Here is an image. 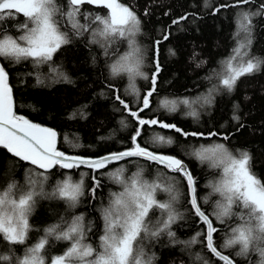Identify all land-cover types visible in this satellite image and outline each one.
Here are the masks:
<instances>
[{"label": "trees", "instance_id": "trees-1", "mask_svg": "<svg viewBox=\"0 0 264 264\" xmlns=\"http://www.w3.org/2000/svg\"><path fill=\"white\" fill-rule=\"evenodd\" d=\"M55 2L62 11L68 10L67 0ZM117 3L129 7L140 20L134 43L141 50L140 70L149 77L153 74L155 42L162 41L158 45V58L163 70L157 77V91L150 100V108L139 112L150 80L131 77L127 71L115 76L111 73V65L121 62L131 52L129 38L93 35L98 25L92 17H106L110 12L102 6L84 4L80 8L82 15L76 17L84 31L73 30L71 21L65 16L58 17L62 31L68 32L71 42L61 46L53 61L16 62L0 57V63L9 71L15 114L56 131L57 150L87 159L134 148L131 137L139 127L141 136L137 142L142 147L181 158L193 174L198 205L217 230L213 233L217 250L234 264H264L260 255L264 248L257 241L247 251L242 245L228 243L238 235L233 229L248 226L245 223L248 209L242 202L233 204L228 216L217 218L218 205L225 202L215 190L223 179V166L191 154L201 146L212 147L217 143H224L236 158L246 152L249 171L264 185V13L251 16L250 31L240 27V13L259 11L264 0L219 11L215 10L225 3L233 4V0H117ZM183 16L187 19L181 20ZM25 20L23 15L5 20L3 29L18 36V25ZM164 35H168V40H163ZM242 44L243 60L253 58L262 63L257 71L239 77L233 89H225L220 79L228 74L227 62L238 66L241 58L236 56L235 49ZM205 97H210L211 103H204ZM121 100L128 104V109ZM184 100L191 107L183 104ZM164 101L177 102L175 111L165 108ZM131 111H137L138 116L133 117ZM191 111L197 115H189ZM139 118L157 119L175 124L183 131L204 135L184 137L159 124L139 126ZM158 135L170 138L173 143H157ZM224 136L229 140H224ZM134 177L138 187L142 183L151 187L157 202L149 209L150 221L149 217L145 218L149 221V233L142 231L143 240L139 244L143 264H224L206 247L205 224L193 214L181 175L137 159L111 164L99 171L64 170L59 166L42 171L16 158L3 146H0V195L10 186L9 199H19L18 193L26 191L36 195L30 201L27 219L31 236L19 243L5 239V234L0 232V257L8 258H0V264H23L31 254L29 250L42 239L46 241L39 249L46 255L42 264H49L58 256H63L66 264H93L104 252L101 237L106 234L105 213H111L113 220L119 218L114 200L131 186ZM96 178L101 187L93 196L89 188L94 186ZM65 182L82 183L85 195L75 205H69L68 198L59 195V188ZM161 203L169 204L176 218L168 229L152 237L150 231L155 230L154 226L159 224L163 229L162 221L167 220V210L158 207ZM77 217L81 219L77 221ZM74 221L78 225V232L71 234L74 238L57 239ZM51 228L55 231L49 234ZM168 231L174 235L168 236ZM76 239L80 240V252L84 251H81L83 247L93 249L90 256H67ZM135 247L134 242V251Z\"/></svg>", "mask_w": 264, "mask_h": 264}, {"label": "snow or ice", "instance_id": "snow-or-ice-1", "mask_svg": "<svg viewBox=\"0 0 264 264\" xmlns=\"http://www.w3.org/2000/svg\"><path fill=\"white\" fill-rule=\"evenodd\" d=\"M255 0H233V4L225 3L220 5L215 11L229 8L232 6L241 7L245 4L254 3ZM68 10L62 11L57 6L55 0H0V57L20 62L21 60H33L36 63L53 61V55L61 49L62 45H67L71 42L68 32L62 31L58 17L65 16L68 21H71V27L77 32H82L85 29L76 21V17L82 15L80 12L81 6L84 4L102 6L110 10V15L101 17L96 15L92 19L98 25L97 30L93 31V35L104 36L109 39L116 37H128V43L132 45L133 52L130 54L132 59L129 63V56L122 57L123 62H117L111 65V73L113 76L122 71H127L131 77L141 76L145 80H150V87L141 98L142 107L139 112L150 108V100L157 91V77L162 72L161 62L159 60L158 45L162 41H156L154 48L153 59V74L149 77L145 72L141 71L143 64L140 50L135 47L131 36L139 31L140 20L135 15L134 11L129 7L117 3V0H67ZM207 6V3L206 5ZM264 13V5L259 11L254 13H240V27L245 31H250L251 16ZM23 15L26 18L23 24L18 25L20 34L18 36L9 35L3 29V22L11 20L14 17ZM181 20L187 19V16L180 17ZM179 21H173L178 23ZM90 31H92L89 28ZM168 35H164L163 40H168ZM96 42V41H94ZM250 43V41H249ZM106 46V44H105ZM242 44L235 49L236 56L240 57L238 66L233 67L231 61L227 62L228 74H224L220 79V84L228 90L234 88L239 77L251 74L257 71L262 63L259 60L249 58L243 60L241 55ZM233 60L236 57L232 58ZM9 71L6 66L0 63V146H3L9 153L23 161H29L31 165H38L39 169L47 170L54 165H58L63 169H71L81 165L88 166L92 169H103L110 161H121L125 158L143 157L148 161H153L158 165H163L165 169L171 170L177 175L182 174L187 180V187L191 192L190 205L193 214L199 217L204 224L207 225V230L204 233L206 239V247L211 253L215 254L224 264H233L228 256L222 255L214 246L213 233L216 228L213 227V222L201 210L198 205L196 195V181L193 174L188 171L187 166L181 158L174 155H165L154 152L147 147H142L137 142V138L141 136V130L138 129L131 137L134 148L131 150L111 154L98 159H85L81 157L66 155L65 152L57 150V132L48 127H42L39 124L31 123L23 116H18L13 111L12 88L8 83ZM135 91V88L133 86ZM138 94V93H137ZM139 95V94H138ZM118 100L119 96L116 97ZM124 108L129 106L124 101ZM175 101H164L163 106L169 111H175ZM183 104H188V100L182 101ZM204 103H211L210 97L204 98ZM133 117L138 116L137 111H131ZM189 115L196 116L195 111H191ZM239 119V117H235ZM163 129H174L176 133H180L184 137L203 136V133L198 131L188 132L183 131L175 124L165 123L157 119H138L139 126L158 125ZM210 136H215L217 133H209ZM224 140H229L228 136L223 137ZM155 141L159 144L171 145L173 141L164 136H156ZM193 156L200 160H211L214 165L223 166V179L216 187V191L221 193L225 202L218 205L220 208L217 218L228 216L233 204L243 203V207L248 209L246 227H237L233 229L238 233L234 239L229 240V244H234L236 240L243 243V250H248V244L251 238V223L253 220L259 222L258 226L264 230V185L261 184L248 168L249 156L246 152H241L240 157H234L225 146L224 143H217L212 147L201 146L195 149ZM83 176L84 173H81ZM139 173H137V177ZM101 187L98 178L95 179L94 186H90L89 191L93 196L96 195L97 189ZM172 191L171 188L167 189ZM12 193V187L2 195H0V206L6 203L12 206L11 212L0 213V232L5 234V239L12 242L23 243L25 239V229L28 227L26 214L30 211V201L34 195L33 191H26L19 195L18 203L16 200L9 199ZM59 195L67 197L68 200L75 205L78 198L85 195V190L82 183L70 184L65 182L59 188ZM173 200L176 196L172 197ZM157 202L153 198L151 187L147 184L137 186V179L134 177L129 188L116 196L114 207L119 218L113 220L111 213H105L107 221L106 234L101 237L103 241L104 252L99 256V259L93 264H143L140 257L143 255L142 248L139 247L143 240L142 231L149 233L148 223L150 221L149 209L153 208ZM160 209L167 210V220L162 221L163 229L157 224L155 230L150 231L152 237H157L164 229H168L171 222L175 220V215L172 212L169 204L161 203L158 205ZM149 217V221H146ZM81 217H77L79 221ZM243 219V217H242ZM17 224L19 227H17ZM122 230V231H120ZM55 229L48 230L49 234ZM78 232L77 222L74 221L72 226L66 232L60 233L57 239L62 236L65 240L74 238L72 233ZM168 236H173L171 231L167 232ZM200 235V233H197ZM139 238V239H138ZM134 242L136 244L134 251ZM195 242V241H193ZM46 241L41 240L33 249L31 259H25L23 264H36L37 256L35 253L43 248ZM80 240L76 242L68 250L67 256H90L93 249L85 247L83 252L79 251ZM260 255L264 257V249L260 250ZM7 260V257H0ZM42 264V262H41ZM53 264H64V257L58 256L53 260Z\"/></svg>", "mask_w": 264, "mask_h": 264}, {"label": "rangeland", "instance_id": "rangeland-1", "mask_svg": "<svg viewBox=\"0 0 264 264\" xmlns=\"http://www.w3.org/2000/svg\"><path fill=\"white\" fill-rule=\"evenodd\" d=\"M109 12H110V10H109ZM135 35H136V32L134 33V35H132L131 36V39L134 41L135 39H136V37H135ZM135 42V41H134ZM135 44V43H134ZM135 47L136 48H138L139 50H140V47H137L136 46V44H135ZM141 51V50H140ZM133 52V47H132V45H131V52L129 53V54H127L126 56H129V63L131 62V59H132V57H131V53ZM121 62H123V61H121ZM233 67H235V66H233ZM70 184H76V183H74V182H72V183H70ZM129 184V182L127 181V182H124V185H125V188H126V185H128ZM144 184H146V183H142L141 185H144ZM13 200H15V199H13ZM18 200L19 199H16V201H17V203H18ZM31 204V203H30ZM69 205H72V203L70 202V204ZM11 210H12V206L11 205H8L7 203L4 205V206H0V213H3V212H5V211H7V212H11ZM32 210V209H31ZM29 218V212L26 214V219H28ZM27 223H28V221H27ZM17 227H19V225L17 224ZM121 231V230H120ZM31 236V232L28 230V228H26L25 229V239L24 240H26V238L28 239V237H30ZM85 249V247H83V248H81V251H83ZM47 254V253H46ZM35 255L37 256V261H36V264H41V262L42 263H44V261H43V259H46V255H45V257L41 254V252L40 251H38L37 253H35ZM31 256H32V253L29 255V258H26V259H31ZM55 259V258H54ZM54 259H52L50 262H49V264H53V260ZM64 264H66L65 262H64Z\"/></svg>", "mask_w": 264, "mask_h": 264}, {"label": "water", "instance_id": "water-1", "mask_svg": "<svg viewBox=\"0 0 264 264\" xmlns=\"http://www.w3.org/2000/svg\"><path fill=\"white\" fill-rule=\"evenodd\" d=\"M13 111H14V109H13ZM57 146V145H56ZM7 150V149H6ZM128 150H131V149H128ZM8 151V150H7ZM124 151H127V150H124ZM121 152H123V151H121ZM117 153H119V152H117ZM11 154V153H10ZM111 154H115V153H111ZM111 154H107V155H105V156H108V155H111ZM13 155V154H12ZM14 156V155H13ZM105 156H102V157H105ZM77 157V156H76ZM102 157H99V158H102ZM16 158H18V157H16ZM81 158H83V157H81ZM18 159H20V158H18ZM85 159H87V158H85ZM94 159H98V158H94ZM132 159H137V160H142V161H144V162H146V163H149V164H152V165H155V166H158V167H160V168H163V169H165V167L163 166V165H158V164H156L155 162H153V161H148V160H146V158H143V157H134V158H125L124 160H121V161H110L108 164H106L105 166H104V168H106L108 165H111V164H117V163H121V162H123V161H126V160H132ZM21 160V159H20ZM21 161H23V160H21ZM23 162H26V163H28V164H30L31 165V163L29 162V161H23ZM186 165V164H185ZM32 166H35L36 168H38L39 169V167H38V165H32ZM56 165H54L52 168H54ZM58 166V165H57ZM60 167V166H59ZM52 168H50V169H47V170H43V171H48V170H51ZM74 168H84V169H86V170H92V171H99V170H96V169H92V168H90V167H88V166H85V165H81V166H79V167H73V168H71V169H64V170H72V169H74ZM103 168V169H104ZM188 168V167H187ZM63 169V168H62ZM41 170V169H40ZM100 170H102V169H100ZM166 171H168L169 173H173L171 170H168V169H165ZM188 171H189V169H188ZM190 172V171H189ZM182 177H183V175L182 174H180ZM184 178V177H183ZM185 179V182H186V185H187V180H186V178H184ZM187 189H188V187H187ZM188 195H189V200H190V197H191V192H190V190L188 189ZM205 228H206V230H207V225L205 224ZM206 240V239H205ZM209 250V249H208ZM209 252H210V250H209ZM211 253V252H210ZM214 257H216L215 256V254H213V253H211ZM222 254V253H221ZM222 255H224V254H222ZM226 256V255H225ZM217 259H219L218 257H216ZM230 259V258H229ZM220 260V259H219ZM231 260V259H230ZM223 262V261H222ZM233 262V261H232ZM233 264H234V262H233Z\"/></svg>", "mask_w": 264, "mask_h": 264}, {"label": "clouds", "instance_id": "clouds-1", "mask_svg": "<svg viewBox=\"0 0 264 264\" xmlns=\"http://www.w3.org/2000/svg\"><path fill=\"white\" fill-rule=\"evenodd\" d=\"M19 195L22 194V193H18ZM259 223H256V220H253L252 223H251V229H252V232H251V238H250V241H249V244H248V249H249V246L250 244L253 242V241H257L258 242V246H261L262 248H264V230H262L259 226H258ZM234 244H238V245H242L243 247V243L240 241V240H236V242Z\"/></svg>", "mask_w": 264, "mask_h": 264}]
</instances>
